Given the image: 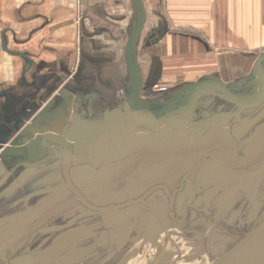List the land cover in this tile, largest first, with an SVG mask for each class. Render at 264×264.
Masks as SVG:
<instances>
[{"label": "crops", "instance_id": "1", "mask_svg": "<svg viewBox=\"0 0 264 264\" xmlns=\"http://www.w3.org/2000/svg\"><path fill=\"white\" fill-rule=\"evenodd\" d=\"M142 2L145 20L133 50L142 101H169L178 89L200 80L228 84L243 98L253 97V66L264 52V0ZM138 18L133 0H0V149L17 139L26 148L34 145L42 134L61 130L72 115L97 121L104 111L120 107L130 89L127 36ZM153 84L169 92L155 95ZM45 157L43 148L29 152L27 161L20 152L0 157V217H15L0 226V264L5 254L20 250L33 227L63 228L82 214L77 203L67 206L73 197L60 177H52L58 169L50 163L32 166ZM176 163L168 155L144 159L140 187L149 184L144 175L163 182L176 172ZM193 188L188 183L186 192ZM253 204L256 210H224L213 223L223 227L213 232L246 233L263 205ZM126 223L112 217L107 226ZM193 230L209 235L210 227L200 223ZM131 246L120 252L132 251Z\"/></svg>", "mask_w": 264, "mask_h": 264}, {"label": "water", "instance_id": "2", "mask_svg": "<svg viewBox=\"0 0 264 264\" xmlns=\"http://www.w3.org/2000/svg\"><path fill=\"white\" fill-rule=\"evenodd\" d=\"M133 2L138 8L139 18L127 36L125 58L130 89L125 102L118 108L104 111L97 121L72 115L61 130L42 134L34 145L30 144L26 148L24 142L17 139L15 144H6L0 151L3 159L5 154L15 156L20 152L23 160L27 161L29 152L43 148L46 151L45 159L32 166L50 163L52 168L58 169L52 177H60L73 197L67 206L77 203L83 211L95 215L98 228L110 231L112 228L107 224L112 221V217L121 219L122 212H132L136 207L140 210L144 205L148 207L146 211L151 213V206L163 203V196L169 199L171 210L174 196L186 190L188 183H191L190 177L199 160L205 159V164L209 163L215 171L226 170L231 163L232 152L226 150L224 145L229 146L234 141L237 126L264 123V52L258 55L253 66L257 89L250 99L233 92L228 84L200 80L178 89L169 96V101H142L141 72L133 50L145 20V9L142 0ZM166 155L177 162L174 167L176 172L166 174L161 183L145 179L144 175L143 180L149 184L140 187V164L144 159L154 162ZM100 179H103L104 187ZM232 179L233 176H229L228 180ZM175 180L178 181L176 186L170 189L168 184ZM222 195L228 196L226 192ZM72 212L70 210L67 213ZM88 216L82 213L79 218L87 221ZM14 218L1 216L0 226ZM173 227L176 231L169 230L167 239L174 235L183 241L189 240L178 232L193 233L194 238L190 241L200 235L198 231L183 230L176 224ZM121 229L131 231L132 226ZM223 242L222 250L216 253L213 264H233L239 251L264 248V216L238 239L231 240L230 244ZM72 246L74 244L70 243L69 247ZM123 246L112 249L111 252L117 251L111 257L113 264L122 263L120 257L126 251L120 252ZM104 247L102 245L100 251L103 252ZM40 252L35 255L38 256ZM28 258L34 259L33 255ZM22 259H17V264H23ZM70 260L66 257L53 261V264H69ZM256 264H264V260Z\"/></svg>", "mask_w": 264, "mask_h": 264}, {"label": "flooded vegetation", "instance_id": "3", "mask_svg": "<svg viewBox=\"0 0 264 264\" xmlns=\"http://www.w3.org/2000/svg\"><path fill=\"white\" fill-rule=\"evenodd\" d=\"M233 137L234 141H231L229 146L224 145L226 150L232 152L230 154L232 160L226 167L227 169L215 171L210 168L209 163L205 164V159L199 160L190 177L192 185H195L197 189L193 188L189 192L182 190L177 193L174 196L171 210L169 209V199L163 196L165 200L162 204L151 206V213L146 211L148 209L146 205L142 206L140 210L136 207V210L132 212H122L123 220H126L127 223L120 226L113 225L111 231L98 228L95 215L82 210V213L89 215L87 221L80 219V215L77 214L73 224L63 228L49 227L44 232L39 227H33L20 250L11 256L5 254L2 264H9L10 261L17 264L19 258H24L22 259L23 264H53V261L69 256L77 257L81 264H99L101 258L104 264H113L112 258L104 259L111 253L112 249L117 250L122 245L131 246L138 241H149L151 234L156 231L167 239L169 230L176 231L173 224L183 230L191 231H195L193 229L200 223L210 227L209 236L206 232H200L196 240L190 241L191 238H194L193 233L183 234V232L179 233L178 231L177 234L184 235L189 240L183 241L174 235H171L170 241L167 239L172 245H175V248L179 249L178 242L181 240L193 252L200 251L197 244L201 241L239 238V236L228 235L226 231L225 236H213L214 228L219 230L223 227L214 226L213 223L224 210L238 209L241 211L246 207L250 209L255 206L253 203L257 205L263 203L262 207L259 206L257 215L264 210V123L254 126L240 124L237 126V131ZM193 175L195 177L194 183L192 182ZM227 175L233 176V179L228 180L229 176ZM224 177L226 178L224 179ZM205 179L208 182H205ZM224 192L228 196L222 195ZM247 193L250 194L249 199L244 198ZM235 196L237 199L232 201ZM196 204L198 205L196 206ZM129 226H132L131 231H122L121 228L124 227L125 230ZM164 227L168 228L164 232L165 234L162 233ZM35 241L39 242L33 244ZM70 243H73L74 246L69 247ZM108 244H112L113 247ZM102 245L106 246L104 247V254L99 253ZM39 251H41L39 255H35ZM137 252L134 249L125 252L126 255L123 254L122 259L124 260L123 263H128L137 255ZM29 255H33L34 259L30 260Z\"/></svg>", "mask_w": 264, "mask_h": 264}, {"label": "rangeland", "instance_id": "4", "mask_svg": "<svg viewBox=\"0 0 264 264\" xmlns=\"http://www.w3.org/2000/svg\"><path fill=\"white\" fill-rule=\"evenodd\" d=\"M119 184L120 182H118V185ZM262 212L260 213V216L257 221L263 218L264 213ZM255 225L256 223H254L249 228V230ZM167 229L164 228L162 233L165 234L164 232ZM226 233L230 236H239V237L245 234L244 232L243 234L239 233L236 230H234L233 234L232 232L231 233L226 232ZM213 236H220V235H217L214 232ZM228 239L229 240H219L218 238L217 240H214V241H201L199 242V244H197V248H200L199 252H193L192 250L187 248L188 245H186V243L179 240L178 242L180 246V249L178 248L179 258L175 263H173V260L178 253L177 249L166 239V237L164 238V236L160 232L156 231L151 234L149 241H145V242L138 241L132 244L131 246L132 249L138 252H137V255L134 256V258L129 260L130 262L128 261L129 263L127 264H144V262L146 261H149L147 264H212L213 261H215L216 259L215 257L216 253H219L222 250V246H223L222 244H224L223 241L231 242V240H234V238L233 239L228 238ZM235 239H238V238H235ZM116 252H111L109 255L104 257V259L105 258L109 259L113 257ZM99 253H103V252L100 251ZM122 259H123V255L120 257V260L122 261V263L120 264H125L123 263L124 260ZM78 262L79 260L71 259L69 264H75ZM99 264H104V261L102 260V258L99 260Z\"/></svg>", "mask_w": 264, "mask_h": 264}, {"label": "bare ground", "instance_id": "5", "mask_svg": "<svg viewBox=\"0 0 264 264\" xmlns=\"http://www.w3.org/2000/svg\"><path fill=\"white\" fill-rule=\"evenodd\" d=\"M169 241H170V238H169ZM173 246H175V245H173ZM176 249L178 251L177 247H176ZM178 254H179V251H178L177 255L175 256L174 260L176 258H179ZM261 260H264V248H260V249H256V250L246 249L243 251H239L236 254L235 259L233 261V264H256Z\"/></svg>", "mask_w": 264, "mask_h": 264}, {"label": "built area", "instance_id": "6", "mask_svg": "<svg viewBox=\"0 0 264 264\" xmlns=\"http://www.w3.org/2000/svg\"><path fill=\"white\" fill-rule=\"evenodd\" d=\"M151 90L158 95L166 94L168 92V88L161 84H154Z\"/></svg>", "mask_w": 264, "mask_h": 264}]
</instances>
